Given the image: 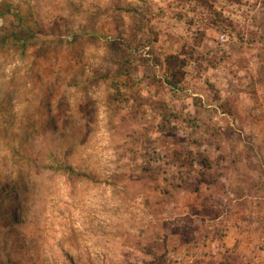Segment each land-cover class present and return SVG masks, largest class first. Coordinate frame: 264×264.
<instances>
[{
    "label": "rangeland",
    "instance_id": "rangeland-1",
    "mask_svg": "<svg viewBox=\"0 0 264 264\" xmlns=\"http://www.w3.org/2000/svg\"><path fill=\"white\" fill-rule=\"evenodd\" d=\"M214 5L233 27L181 0H0V264H264V0ZM199 31L172 91L154 59Z\"/></svg>",
    "mask_w": 264,
    "mask_h": 264
},
{
    "label": "trees",
    "instance_id": "trees-1",
    "mask_svg": "<svg viewBox=\"0 0 264 264\" xmlns=\"http://www.w3.org/2000/svg\"><path fill=\"white\" fill-rule=\"evenodd\" d=\"M186 2H194L196 3L200 8L207 11L208 14L212 15L214 17L213 22L219 26L221 24L226 25L228 27H233L232 24L223 16L217 12V9L214 5V0H181ZM227 2H233V3H241L244 0H225ZM21 24V23H20ZM25 23L23 21V26ZM34 30V29H33ZM32 33V32H31ZM205 36L204 32L199 31L198 38H196V42L194 44H186L182 50V52H176L169 55H164L161 59L160 57H155L156 66H162L163 67V73L161 76V82L168 88H170L172 91H180L184 90L187 87L191 86V81L189 79V72L187 71V68L192 60L199 59L198 52L196 51L195 47L198 46L201 43L202 38ZM16 38H18L16 36ZM150 51V50H149ZM221 60H218L217 58H210V61L217 65L220 63ZM130 61H126L125 64L120 68L119 75H127L130 69ZM160 64V65H159ZM113 88L118 89V84L115 82H112ZM213 102L217 103L219 107L224 111V113L233 114V111L231 110L230 103L228 101L223 100L221 96L216 92L213 96ZM195 105L200 110H204L203 106L201 104V99L197 98L195 99ZM186 116H183L181 114H176L175 112L171 113L170 116L167 118V123L169 126H162V134H164L165 131H167L165 135H169L172 137H179L184 136L185 132V125ZM180 123V124H178ZM183 123V125H182ZM180 133V134H179ZM167 159L170 163L174 164L175 166L179 167V169H184V167H193L194 166V153L191 150L185 149L180 147L178 150H173V155L167 156ZM204 165V164H202ZM208 174V172H207ZM198 264L201 263L197 262ZM220 264H248L245 262V258L240 255L236 251L232 250H226L224 254V260Z\"/></svg>",
    "mask_w": 264,
    "mask_h": 264
},
{
    "label": "built area",
    "instance_id": "built-area-1",
    "mask_svg": "<svg viewBox=\"0 0 264 264\" xmlns=\"http://www.w3.org/2000/svg\"><path fill=\"white\" fill-rule=\"evenodd\" d=\"M220 40L222 41V42H228V40H229V36L228 35H226V34H222V35H220ZM145 55H147L148 56V52H149V47H147L146 49H145Z\"/></svg>",
    "mask_w": 264,
    "mask_h": 264
}]
</instances>
